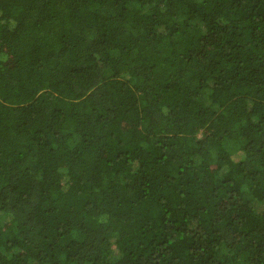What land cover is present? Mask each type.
<instances>
[{
    "label": "trees",
    "instance_id": "obj_1",
    "mask_svg": "<svg viewBox=\"0 0 264 264\" xmlns=\"http://www.w3.org/2000/svg\"><path fill=\"white\" fill-rule=\"evenodd\" d=\"M0 264H264V0H0Z\"/></svg>",
    "mask_w": 264,
    "mask_h": 264
}]
</instances>
